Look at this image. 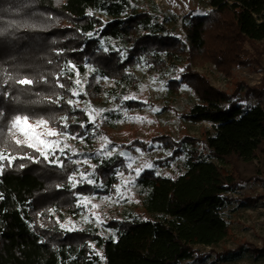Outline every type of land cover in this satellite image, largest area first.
I'll return each mask as SVG.
<instances>
[{
    "label": "trees",
    "instance_id": "trees-1",
    "mask_svg": "<svg viewBox=\"0 0 264 264\" xmlns=\"http://www.w3.org/2000/svg\"><path fill=\"white\" fill-rule=\"evenodd\" d=\"M202 4L209 11L179 22L154 0H0V151L18 157L0 161V264H179L232 259L244 251L264 255V247L248 244L214 251L230 235L225 211L258 199L233 195L250 181L264 185V106L248 108L251 97L264 98V81L226 93L191 71L194 57L222 72L242 66L264 71V0ZM143 65L166 80L169 97L181 87L193 91L196 101L183 118L212 129L199 140L160 135L152 141L170 154L159 162L174 173L144 169L134 177L130 191L141 210L102 221L109 236L92 224L73 228L68 220L87 206L79 205L78 194L109 196L129 173L121 150L109 156L96 146L103 125L116 130L142 104L135 69ZM22 78L34 83H15ZM86 107L103 111L91 113L93 122ZM16 115L42 118L76 137L78 153L70 152L69 142L62 155L57 151L61 167L51 156L44 160L15 145L8 128ZM118 145L151 147L147 141ZM77 157L90 161L93 184L72 187L69 176L82 168L73 163Z\"/></svg>",
    "mask_w": 264,
    "mask_h": 264
},
{
    "label": "rangeland",
    "instance_id": "rangeland-1",
    "mask_svg": "<svg viewBox=\"0 0 264 264\" xmlns=\"http://www.w3.org/2000/svg\"><path fill=\"white\" fill-rule=\"evenodd\" d=\"M146 1L149 2L150 0ZM154 2L167 15L173 14L179 22L185 14L197 16L209 11V8L202 4V0H154ZM176 33L182 38L184 37L179 27ZM143 66L135 69V73L141 81L140 86L136 89V99L142 104L130 111L124 120L125 122L118 124L116 130L112 131L106 124L103 125L102 130L104 133L101 137H106L110 143L105 144V141L100 138L96 146L97 149L103 150L106 154L111 152L112 155L116 150L126 153L127 155H122L124 158L123 165L126 166L129 173L120 176L118 185L109 196L100 194L98 191L78 194L79 205L87 206L79 218L73 219V221L68 220V224L73 228H82L92 224L100 229L102 235L109 236L111 232L104 226L102 221L123 217L133 210L135 213L141 210V207L137 206V198L130 191V183L134 177H137V170H139V174L144 169H152L157 173L161 172L169 176L174 173V167L161 166L162 164L159 162L170 154L159 143H153L152 141L160 135L169 136L175 140H180L186 136L199 140L204 135V132H209L212 129V125L208 122L192 123L188 119L183 118L196 101L193 91L187 87H181L176 90L175 95L169 97L166 80L158 73L150 72L147 67ZM191 71L205 76L212 87H216L226 93L234 92L239 85H242L240 89L244 88L243 85L257 87L264 81L263 70L242 66L230 68L228 72H222L217 70L214 65L201 62L195 57L191 60ZM243 91H241V94H243ZM248 103V108L259 104L264 106V98L256 99L251 97ZM113 107L123 113L126 112L125 107L121 103H116ZM91 116L93 121L98 115L91 114ZM58 139L62 141L61 146L63 144L68 145V142L71 143L73 147L70 152L75 154L78 153V146L82 145L77 142L76 138L73 139L68 134L60 136ZM133 141H147L151 147L145 150L140 146L131 145L127 149L118 145L120 143L129 144ZM85 160L87 159L81 157L73 159V161H79L77 163L78 167L79 165L82 166V168H78L79 173L75 175L77 181H80L78 184L81 185L86 184V182L82 180L80 173L88 174L92 172L90 161L87 160V163H84ZM129 164H131V167L128 166ZM117 189H119V192ZM246 196L258 197V199L250 206L244 208L232 204L229 210L225 211L224 217L229 221L230 235L223 243L214 248L216 253L224 250L233 251L237 247L247 244L257 249L264 247L263 183L257 180L247 182L242 185L238 193L233 195V198L242 199ZM84 197H88L89 200L84 201ZM92 205H98V207L93 208ZM196 248L200 249L202 253H207L211 250V248L205 247ZM179 264H264V255L255 256L248 251H244V253H237L232 259L216 260L210 258L203 262H196L194 259H190V261H183Z\"/></svg>",
    "mask_w": 264,
    "mask_h": 264
},
{
    "label": "snow or ice",
    "instance_id": "snow-or-ice-1",
    "mask_svg": "<svg viewBox=\"0 0 264 264\" xmlns=\"http://www.w3.org/2000/svg\"><path fill=\"white\" fill-rule=\"evenodd\" d=\"M92 13L90 12L89 15ZM91 35V34H89ZM75 69V66L72 65L69 67V71H73ZM63 75V73H61ZM79 73H77V76ZM8 79H13L11 76L8 77ZM15 83L20 85H32L34 83L33 80L28 78H22L15 80ZM75 84L77 86L81 85V81L79 79H76ZM59 87L63 88L64 85L60 84ZM72 92L73 96H78L80 93L76 91L75 89L70 90ZM124 99H129V97H124ZM68 104H73V100H68ZM158 111V109H156ZM83 111L86 113H90V120L92 119L91 113H95L96 115H99V112H97L94 109L85 108ZM103 111V110H100ZM66 119L67 118H63ZM141 119V118H136ZM94 122V121H93ZM49 122L44 119H37L34 122H30V118L27 115L21 116L16 115L8 128V131L10 133L9 139L14 142L15 145L20 146L21 148H30L35 153H39L40 156L44 158V160H49V157H53L52 160H50V163L58 164L59 166L63 167V162L59 159L58 156H56L57 151L60 152L62 155L64 153V149L69 147L67 144H63L61 146L62 141L58 139L60 136H65V133L58 132L56 129H53L48 126ZM65 127H67V124L65 123ZM55 137V139H54ZM75 139L76 137H72ZM102 140L105 141V144L110 143L106 137H101ZM107 155H111V152H107ZM123 155V153L121 154ZM18 157L12 155L11 153H5L4 151H0V161H7L9 164ZM24 158V157H19ZM28 159H32V156H28ZM73 163H79V161H73ZM84 163H87V160L84 161ZM131 167V164L128 165ZM150 166V165H149ZM23 167V165H21ZM3 171V165L0 164V173ZM137 175H139V170H137ZM91 173L85 174L83 172L80 173V177L83 181H85L88 184H93L94 181L90 179ZM69 181L72 183V187L75 188L77 184L80 181H77L75 174L69 176ZM119 192V189H117ZM107 199V198H105ZM84 201H88V197L83 198ZM93 208L98 207V205H92Z\"/></svg>",
    "mask_w": 264,
    "mask_h": 264
},
{
    "label": "built area",
    "instance_id": "built-area-1",
    "mask_svg": "<svg viewBox=\"0 0 264 264\" xmlns=\"http://www.w3.org/2000/svg\"><path fill=\"white\" fill-rule=\"evenodd\" d=\"M258 106H261V107H263L261 104H259Z\"/></svg>",
    "mask_w": 264,
    "mask_h": 264
},
{
    "label": "water",
    "instance_id": "water-1",
    "mask_svg": "<svg viewBox=\"0 0 264 264\" xmlns=\"http://www.w3.org/2000/svg\"><path fill=\"white\" fill-rule=\"evenodd\" d=\"M123 155H127V154L123 152Z\"/></svg>",
    "mask_w": 264,
    "mask_h": 264
}]
</instances>
